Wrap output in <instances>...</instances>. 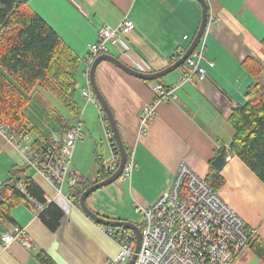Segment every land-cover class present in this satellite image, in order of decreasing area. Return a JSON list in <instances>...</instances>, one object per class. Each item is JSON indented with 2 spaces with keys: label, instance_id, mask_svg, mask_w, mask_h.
Returning a JSON list of instances; mask_svg holds the SVG:
<instances>
[{
  "label": "crops",
  "instance_id": "1",
  "mask_svg": "<svg viewBox=\"0 0 264 264\" xmlns=\"http://www.w3.org/2000/svg\"><path fill=\"white\" fill-rule=\"evenodd\" d=\"M28 5L81 58L104 25L116 27L123 19H130L134 28L124 40L136 65L120 57L115 48L110 47L109 54L147 73L168 67L175 51L188 47L202 12L194 0H28ZM209 13L216 20L200 43L206 80L184 84L177 91V101L159 104L145 135L138 134L139 114L152 98V83L108 62L97 66L96 85L113 113L124 146L133 155L135 168L129 179H118L97 190L86 203L100 216L139 226L141 216L133 204L145 207L154 201L170 187L181 163L205 178L211 162L226 147L220 170L224 184L218 195L264 241V184L231 152L233 131L227 122L232 111L246 103V91L253 82L242 69L246 58L262 63L259 80L264 84V0H211ZM208 61L214 66L209 67ZM182 76V69H177L159 83L169 86ZM87 88L80 74L74 100L81 114L82 136L75 143L70 171L78 173V184L92 185L97 182L100 164L110 157V149L104 119L81 95ZM27 100L24 114L28 121L42 134L58 136L49 116L51 110L61 113L55 103L39 89L27 95ZM12 166H22V161L0 133V184ZM28 176L46 203L57 206L62 216L52 232L31 205L14 207L12 222L0 223V264H41L35 258L39 253L46 254L53 264H106L117 255L116 242L70 201L67 187L61 196L39 173L28 170ZM14 226L25 229L30 248L16 242L2 244V236ZM232 264L264 263L249 248Z\"/></svg>",
  "mask_w": 264,
  "mask_h": 264
},
{
  "label": "built area",
  "instance_id": "2",
  "mask_svg": "<svg viewBox=\"0 0 264 264\" xmlns=\"http://www.w3.org/2000/svg\"><path fill=\"white\" fill-rule=\"evenodd\" d=\"M206 1L209 6L211 0ZM215 20L214 14L208 12L205 32ZM133 28V22L125 18L116 27L104 25L100 29L97 40L89 46L82 58L81 76L87 84L89 69L94 59L98 55L107 54L110 47L115 48L120 57L128 63L136 65L124 40ZM200 43L181 66L183 76L180 80L169 86L160 83L150 85L152 98L140 111L139 135L147 133L159 104L177 101V91L184 84L206 80V71L201 66L204 56L201 48L203 45ZM207 65L213 67L214 63L208 61ZM81 95L87 103L97 107L103 119L90 87L83 89ZM80 121L81 114L77 124L66 133L61 144L57 136H52L56 144L39 152L31 150L27 144L29 141L27 136L22 142L17 143L9 131L1 125L0 133L14 146L22 166H26L29 171L39 173L55 188L56 193L62 196L64 187L70 191L78 183L79 175L76 171H70V161L75 143L82 136ZM104 136L109 145L110 157L102 165L105 172L113 173L118 167L119 155L113 151L115 148L111 144L112 134L107 128ZM134 168L135 162L133 155L130 154L119 180L129 179ZM30 205L38 212L44 209L43 204L32 200ZM133 208L141 216V226H139L141 246L133 264H232L245 249H249L250 241L256 235L254 230L248 228L221 200L218 192L184 163L178 166L168 189L162 191L147 206L133 204ZM99 227L118 246L117 255L106 264H127L134 253V233L123 228ZM1 240L4 246L13 242L26 248L31 246L25 229L18 226H14L10 233L4 234Z\"/></svg>",
  "mask_w": 264,
  "mask_h": 264
},
{
  "label": "trees",
  "instance_id": "3",
  "mask_svg": "<svg viewBox=\"0 0 264 264\" xmlns=\"http://www.w3.org/2000/svg\"><path fill=\"white\" fill-rule=\"evenodd\" d=\"M261 45L264 48V38ZM184 52L185 49H177L169 65ZM242 69L253 82L247 88L246 103L236 107L227 120L233 131L229 148L264 184V84L259 80L263 66L258 60L246 58ZM81 72L82 58L29 7L28 0H0V125L17 143L27 136V144L35 152L56 144L51 135L39 132L24 114L27 95L36 89L50 93L66 111V114L55 110L49 112L57 126L58 141L62 143L66 133L79 120L74 97ZM159 80L162 78L147 82L159 83ZM103 119L110 131L104 114ZM111 144L115 148L114 153L119 155L113 137ZM125 149L129 157V149ZM111 174L105 172L100 164L97 182ZM204 179L217 192L224 184L220 171L211 166ZM89 186L77 183L70 190L69 199L76 207L79 208V197ZM31 200L44 205L39 218L48 230L54 232L62 216L61 210L52 203H46L42 191L28 176L26 166H12L7 179L0 184V223H11L14 207L30 205ZM249 248L264 263V241L255 235ZM35 258L41 264H53L44 253L36 254Z\"/></svg>",
  "mask_w": 264,
  "mask_h": 264
},
{
  "label": "water",
  "instance_id": "4",
  "mask_svg": "<svg viewBox=\"0 0 264 264\" xmlns=\"http://www.w3.org/2000/svg\"><path fill=\"white\" fill-rule=\"evenodd\" d=\"M198 2L201 6L202 12H201V20L199 23V27L189 43L188 47L186 48L185 52L182 54V56L177 59L173 64L169 65L168 67L162 69L161 71L154 72V73H145L141 72L138 70H135L133 68H130L126 64H124L120 59L110 55V54H101L98 55L90 69H89V80L88 84L90 86V89L98 102L101 110L103 111V114L109 124V128L112 134V137L114 139V143L117 147L118 154H119V164L117 169L105 180L96 182L92 185H90L79 197V208L80 210L86 215L91 221L94 223L103 226V227H109V228H123L126 230H131L134 235H135V248H134V253L129 259L127 264H133L136 255L140 250L141 246V233H140V227L138 225H135L131 222L128 221H122V220H112L109 218H105L103 216H100L93 212L91 209L88 208L87 206V199L90 195H92L94 192L97 190L108 186L115 181H117L122 173V170L125 166L126 160H127V151L125 149L124 143L122 141V137L120 135L119 129L117 127L116 121L114 119L113 113L107 104L106 100L100 93L96 82H95V72L97 66L102 63V62H108L123 71L124 73L142 80V81H156L158 79H161L165 77L166 75L176 71L179 69L184 62L192 55V53L197 49L200 41L202 40V37L205 33L206 26H207V18H208V12H209V6L206 0H194ZM225 152H226V147H222L221 150L219 151L218 155L215 157V159L211 162V167L215 169L216 171H220L224 164H225Z\"/></svg>",
  "mask_w": 264,
  "mask_h": 264
},
{
  "label": "rangeland",
  "instance_id": "5",
  "mask_svg": "<svg viewBox=\"0 0 264 264\" xmlns=\"http://www.w3.org/2000/svg\"><path fill=\"white\" fill-rule=\"evenodd\" d=\"M42 95H43V93H42ZM46 96L48 97V98H50L51 99V101H53L54 103H55V105L57 106V110H59V111H61L63 114H66L65 112V110H64V107L59 103V102H57V100H55L52 96H51V94L49 93V94H46ZM230 127V126H229ZM30 136H32V135H30Z\"/></svg>",
  "mask_w": 264,
  "mask_h": 264
},
{
  "label": "bare ground",
  "instance_id": "6",
  "mask_svg": "<svg viewBox=\"0 0 264 264\" xmlns=\"http://www.w3.org/2000/svg\"><path fill=\"white\" fill-rule=\"evenodd\" d=\"M75 210V209H74ZM40 217V216H39Z\"/></svg>",
  "mask_w": 264,
  "mask_h": 264
}]
</instances>
